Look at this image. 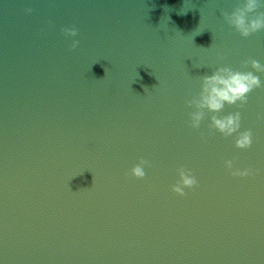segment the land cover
Listing matches in <instances>:
<instances>
[{
	"label": "water",
	"instance_id": "water-1",
	"mask_svg": "<svg viewBox=\"0 0 264 264\" xmlns=\"http://www.w3.org/2000/svg\"><path fill=\"white\" fill-rule=\"evenodd\" d=\"M241 2L0 0V264H264V28L225 21ZM217 66L261 79L216 113L247 148L189 123Z\"/></svg>",
	"mask_w": 264,
	"mask_h": 264
},
{
	"label": "clouds",
	"instance_id": "clouds-1",
	"mask_svg": "<svg viewBox=\"0 0 264 264\" xmlns=\"http://www.w3.org/2000/svg\"><path fill=\"white\" fill-rule=\"evenodd\" d=\"M264 5V0H242L241 6L235 7L230 13L224 14L225 21L233 26L241 36L247 37L250 33L264 28V12H255V10ZM255 13L254 15H248ZM68 35L76 34L75 28L65 29ZM78 41H72V47L77 45ZM251 65L255 72L264 74V64L259 63L255 59L246 61ZM261 86V79L255 75L253 71L233 70L229 66H217L210 74L200 77L199 92L186 101V104L194 108L189 112L190 125L198 128L200 122L207 110L212 115L209 116V128H214L224 136H231L236 133L234 145L238 148H247L252 142L251 131L240 129L241 114L239 110L230 111L223 115H216L225 105H235L237 109L243 107L248 96L254 88ZM258 118L259 114H258ZM147 161L141 159L130 169L132 175L143 177L145 175L144 165ZM225 167L230 170L231 175H250L248 168H233L231 160L224 161ZM178 181L172 185V191L183 195L185 188H190L197 183L195 177L190 170L179 168Z\"/></svg>",
	"mask_w": 264,
	"mask_h": 264
}]
</instances>
